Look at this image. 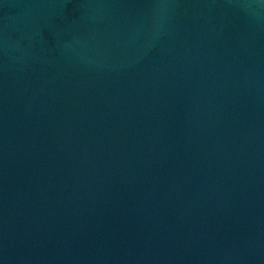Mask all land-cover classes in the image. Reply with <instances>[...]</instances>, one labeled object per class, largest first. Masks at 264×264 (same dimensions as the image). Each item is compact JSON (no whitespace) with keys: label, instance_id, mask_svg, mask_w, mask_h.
<instances>
[{"label":"water","instance_id":"water-1","mask_svg":"<svg viewBox=\"0 0 264 264\" xmlns=\"http://www.w3.org/2000/svg\"><path fill=\"white\" fill-rule=\"evenodd\" d=\"M0 264H264V0H0Z\"/></svg>","mask_w":264,"mask_h":264}]
</instances>
